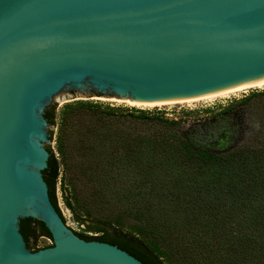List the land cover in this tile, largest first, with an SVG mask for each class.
Wrapping results in <instances>:
<instances>
[{"label": "water", "instance_id": "obj_1", "mask_svg": "<svg viewBox=\"0 0 264 264\" xmlns=\"http://www.w3.org/2000/svg\"><path fill=\"white\" fill-rule=\"evenodd\" d=\"M261 82L264 0H0V264H142L80 239L50 202L51 103L178 101ZM25 218L53 246L26 249Z\"/></svg>", "mask_w": 264, "mask_h": 264}, {"label": "trees", "instance_id": "obj_2", "mask_svg": "<svg viewBox=\"0 0 264 264\" xmlns=\"http://www.w3.org/2000/svg\"><path fill=\"white\" fill-rule=\"evenodd\" d=\"M263 96L264 89L217 106L214 120L190 123L160 112L66 104L55 152L46 146L49 200L65 223L56 182L61 172L77 170L100 192L113 188L108 201L121 191L132 196L115 199L119 213L102 219L88 210L76 215L63 197L80 239L116 246L142 264H264V114L250 119L260 108L254 98ZM43 117L56 126V105ZM177 220L189 240L176 237L180 245L163 232ZM19 232L31 252L53 246L40 221L20 219ZM40 237L51 245L36 248Z\"/></svg>", "mask_w": 264, "mask_h": 264}, {"label": "rangeland", "instance_id": "obj_3", "mask_svg": "<svg viewBox=\"0 0 264 264\" xmlns=\"http://www.w3.org/2000/svg\"><path fill=\"white\" fill-rule=\"evenodd\" d=\"M262 88H251L246 89L241 92L229 94L228 96L217 97L209 100H202L190 103H176V104H169L163 105L159 107H151V108H137L128 106L125 103H120L116 101H111L109 98H79V99H69V100H62L55 103H51L50 106L56 105V126L54 127H46L47 139L48 134L50 131H53V140L50 141L49 144L44 143V146L50 145L54 152H55V139L58 132V128L60 126L61 120V111L64 105L74 104V103H90L100 105L101 107H113V108H120L122 110L129 111L130 109L136 110H144L150 113H163L164 116L169 120H177V119H184L187 123L192 122L193 120H214L212 117L219 112V108L217 106H225L231 101L239 100L243 97L249 96L251 93L259 92L263 90ZM256 105L259 110L254 111L253 115L250 116L251 120L258 121L260 117L264 114V96L254 98ZM262 107V108H261ZM208 108H212L210 111H205ZM190 112V114H187ZM58 155L56 154V157ZM75 173L70 172H61L57 182H56V197L58 201V207L60 212L64 218L65 225L75 231L77 233H81V227L75 222L73 214L65 207L63 203V197H67L70 199L71 205L74 207V212L76 215L82 214L85 210H88L92 217L95 219H102V218H110L117 213H119L120 206L114 203L115 199L121 197L124 199L126 196H130V192L121 191L117 197H113L111 201L108 199L111 198L112 190H103L100 192L95 185L91 182H88L87 177L83 176L82 173H79L77 170L74 171ZM70 181V182H69ZM65 190V191H64ZM64 192V193H63ZM132 197V196H130ZM108 201V203H107ZM116 201V200H115ZM116 204V205H110ZM180 220H177L174 223H170L171 226H168L166 229L163 226V232L166 235L172 234V238L175 240L174 244L180 245L179 241L176 240V237H182L183 242H189L188 234L183 231V227L180 226ZM90 235L91 233H87ZM93 235V234H91ZM51 245V241L46 237H40L37 241L36 248L41 249L44 247H48ZM189 251H195L197 248L196 246H192L191 244L185 245Z\"/></svg>", "mask_w": 264, "mask_h": 264}, {"label": "bare ground", "instance_id": "obj_4", "mask_svg": "<svg viewBox=\"0 0 264 264\" xmlns=\"http://www.w3.org/2000/svg\"><path fill=\"white\" fill-rule=\"evenodd\" d=\"M262 87H264V82L247 85L244 87L236 88V89L229 90V91L222 92V93H218L215 95L197 97V98H191V99H184V100H178V101H167V102H148V103H146V102H132V101H127V100H114V99H110V100L120 102V103H125L128 106L137 107V108H151V107H159V106H163V105L176 104V103H190V102H196V101H202V100H209V99H213V98H217V97L228 96L229 94L241 92V91H244L246 89L262 88Z\"/></svg>", "mask_w": 264, "mask_h": 264}, {"label": "built area", "instance_id": "obj_5", "mask_svg": "<svg viewBox=\"0 0 264 264\" xmlns=\"http://www.w3.org/2000/svg\"><path fill=\"white\" fill-rule=\"evenodd\" d=\"M91 235V234H90Z\"/></svg>", "mask_w": 264, "mask_h": 264}]
</instances>
